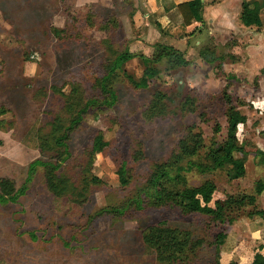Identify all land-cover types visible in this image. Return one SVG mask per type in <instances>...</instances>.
Masks as SVG:
<instances>
[{
    "label": "rangeland",
    "instance_id": "1",
    "mask_svg": "<svg viewBox=\"0 0 264 264\" xmlns=\"http://www.w3.org/2000/svg\"><path fill=\"white\" fill-rule=\"evenodd\" d=\"M182 1L0 0V112H6L0 115V182L8 179L25 191L16 203L0 204V264H160L143 235L161 225L187 231L201 244L179 264H216L218 250L251 264L264 243V219L254 215L264 211V192L255 207L242 208L225 224L177 208L136 207L153 172L174 157L191 187L213 181L218 197L256 196L264 184L256 155L235 181L225 169H191L227 140L224 92L247 117L239 144L264 151V28L242 25V0H207L205 22L186 26L177 7ZM127 51L149 59L155 74L148 87L138 88L119 73L111 85L117 101L103 105L99 80ZM169 51L178 55L156 61ZM126 70L142 81L147 68L136 58ZM55 89L68 96L78 89L83 106L100 104L89 105L68 143L70 157L59 173L75 187L62 197L49 190L47 169L34 166L58 157L41 151L53 121L67 118L68 100ZM190 133H202L204 146L196 156L177 159ZM100 134L108 147L89 167ZM87 171L99 183L90 184ZM85 188V199L76 203L78 189ZM221 233L226 240L218 246Z\"/></svg>",
    "mask_w": 264,
    "mask_h": 264
},
{
    "label": "trees",
    "instance_id": "2",
    "mask_svg": "<svg viewBox=\"0 0 264 264\" xmlns=\"http://www.w3.org/2000/svg\"><path fill=\"white\" fill-rule=\"evenodd\" d=\"M207 0H192L179 4L178 10L186 26L193 23L203 24L205 22V8ZM263 5L260 2L243 3L240 20L247 27H262L261 11ZM56 34L63 33L61 30H55ZM178 53L169 51L163 52L156 61L159 62L165 56H177ZM139 58L147 68L145 78L142 81L135 80L126 70V65L133 59ZM149 59L131 54L129 51L117 55L113 63L107 67L106 75L99 80L98 88L100 95L105 97L103 105L113 106L117 101V94L113 91L111 85L114 78L120 74L126 76L130 82L138 88L148 87V80L154 76L148 64ZM184 63V61H183ZM68 100L66 104L67 118H56L51 125V132L46 139L41 140V151L44 154L49 152H58L56 161L37 162L34 166H43L47 169V185L49 190L56 196L62 197L69 193L75 186L72 180L65 174H60L65 161L70 157L68 143L73 133L80 127L83 117L88 112L89 105H100L96 101L84 105L78 101L80 95L78 89L68 96L60 90ZM224 101L228 107V135L227 140L220 146L210 149L206 154L204 163L191 164V169L195 168L202 174L216 172L218 170H227L230 180L235 181L245 177L246 162L250 155H256L258 163L264 166V151L252 149L248 146H241L237 138L239 127L246 124L247 117L234 105L233 98L224 92ZM156 103V101H155ZM158 104L153 107L157 112ZM6 113L0 112V115ZM219 131V129H217ZM205 138L202 133H190L179 144L177 159L184 157H193L198 155L203 146ZM108 147L102 134L98 135L94 141L89 157V167L95 163L97 155L101 154ZM240 155V156H239ZM175 158V157H174ZM174 158L168 163L158 167L148 180L147 187L136 202V207L143 210V207L155 209L177 208L184 216L202 215L208 217L215 223H232L235 219L234 214L245 207H255L257 199L264 192V184L257 186L256 196H232L225 195L218 197V189L213 181H206L199 187H191L185 179L182 169L177 167L178 161L172 164ZM86 175L90 177V184L99 183L98 177L91 171ZM120 183L126 188L130 185L128 172L125 166L119 171ZM74 186V187H73ZM77 190V189H75ZM74 201L81 204L85 199L87 189L79 190ZM25 191H18L15 184L3 179L0 182V204L16 203ZM264 219V211L254 213ZM143 240L147 246L154 250L157 260L160 264H179L188 259L189 254L201 246L200 242H194L192 235L183 230L174 229L165 225L149 228L143 235ZM226 236L221 233L217 236V245H224ZM216 264H237L232 259L221 256L220 250L217 253ZM251 264H264V243L258 247L252 257Z\"/></svg>",
    "mask_w": 264,
    "mask_h": 264
},
{
    "label": "crops",
    "instance_id": "3",
    "mask_svg": "<svg viewBox=\"0 0 264 264\" xmlns=\"http://www.w3.org/2000/svg\"><path fill=\"white\" fill-rule=\"evenodd\" d=\"M190 1H192V0H186V1H182L181 3H185V2H190ZM254 2H260V3H262V5H263V8H262V11H261V19H262V27L264 28V0H242V5H243V3H254ZM181 3H178V5L179 4H181ZM206 9V8H205ZM241 12H242V8H241V11H240V16H241ZM240 22H241V20H240ZM242 23V22H241ZM243 25V24H242ZM244 26V25H243ZM245 27V26H244ZM252 28V27H251Z\"/></svg>",
    "mask_w": 264,
    "mask_h": 264
}]
</instances>
